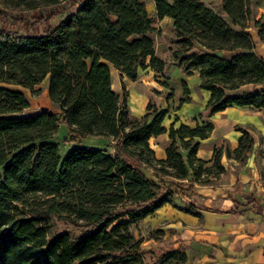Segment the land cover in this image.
<instances>
[{"label":"trees","instance_id":"16d2710c","mask_svg":"<svg viewBox=\"0 0 264 264\" xmlns=\"http://www.w3.org/2000/svg\"><path fill=\"white\" fill-rule=\"evenodd\" d=\"M150 1L156 19L171 20L179 47L172 61L184 76L198 75L211 115L264 110V58L250 33L264 44V13L257 20L254 11L264 0H221L217 9L200 0ZM62 3L69 5L61 17L47 14ZM0 7L34 15L14 18V31L0 27V264H145L132 226L172 204V188L191 194L225 174L221 158L231 153L216 150L208 165L197 150L211 125L175 120L166 128L168 110L151 103L134 118L127 92L113 90L111 68L133 82L140 71L165 75L141 0H0ZM44 81L58 114H24L29 100L7 87L34 95ZM182 89L190 94L185 82ZM60 125L65 155L54 142ZM241 133L233 159L243 165L254 141ZM162 134L164 161L149 145ZM54 221L70 229L55 232ZM163 258L186 260L183 248Z\"/></svg>","mask_w":264,"mask_h":264},{"label":"crops","instance_id":"0c3cea01","mask_svg":"<svg viewBox=\"0 0 264 264\" xmlns=\"http://www.w3.org/2000/svg\"><path fill=\"white\" fill-rule=\"evenodd\" d=\"M151 7L154 11L152 2ZM165 20L171 22L162 19ZM177 78L178 87L182 89L185 82L190 94H183L180 106L172 105V112L165 108L168 110L165 127L175 120L176 126L190 128L209 124L212 133L200 142L197 158L211 165L214 152L224 147L232 159L223 155L221 164L226 167V173L208 185H195L191 194L172 188L176 203L164 205L144 221L152 217L155 225H161L160 229H168L172 252L184 249L183 264H264V110L230 107L211 115L210 109H205L206 92L200 91L206 94L204 102L192 98L193 85L189 80L195 79L197 86L198 75L186 77L180 73L172 81ZM249 90L251 87L239 92ZM242 131L253 138L254 147L245 164L240 165L233 159V153ZM150 141L154 142L153 146ZM168 144L166 134L149 140L160 161L166 159ZM235 185L240 188L236 189Z\"/></svg>","mask_w":264,"mask_h":264},{"label":"rangeland","instance_id":"374dc122","mask_svg":"<svg viewBox=\"0 0 264 264\" xmlns=\"http://www.w3.org/2000/svg\"><path fill=\"white\" fill-rule=\"evenodd\" d=\"M144 2L146 10L149 16L154 21L155 33L152 35L156 54L157 56L167 63L165 75L161 76L155 72H150V70L140 71L139 77L136 81H130L125 77H121L119 73L111 68L112 77V88L116 93H121L122 88L127 92L128 96V106L130 115L134 118H140L146 112L147 106L151 103L159 108H167L172 112V105L180 106V100L183 97V89L178 87L179 78L172 81L174 76L182 73L172 61L171 52L178 49L179 47L172 43L174 39V32L172 28V23L168 20L162 21L155 17L154 11L151 7L150 0H141ZM206 5H209L215 9L220 6L221 0H200ZM256 1V0H252ZM68 3H62L59 7L49 11V15L54 14L61 17L64 13L61 11L68 7ZM255 18L258 20L264 13L262 7H257L254 9ZM24 16H29L33 18L32 14H21L13 11L3 10L0 7V27L8 30H16L20 28V24L14 21V18H22ZM56 22V19L52 20V23ZM250 33L256 43V52L260 56H264V44L260 43L257 39L254 29L250 30ZM148 63V62H147ZM180 73H177L179 72ZM177 73V74H176ZM184 75V74H182ZM195 79H190L189 84L193 87L192 98L198 102H204L206 100V94L200 92L194 86ZM167 85V87L164 86ZM12 90L21 91L24 93L26 98L29 100L30 107L24 114H32L39 111H49L58 114V108L50 103L46 95V81L39 85L36 90L37 93L32 95L29 91L24 90L19 87H7ZM208 98V97H207ZM183 100V99H182ZM178 109V108H177ZM67 128L64 125H60L56 131L54 142L59 143L60 152L65 155L68 151V147H64V139L67 138ZM85 143L87 141H84ZM89 142V141H88ZM101 143V140L95 139L91 140V144ZM150 145H154L153 141H150ZM238 167L235 168L237 172ZM147 175H149L147 173ZM236 189L240 188V185H235ZM171 201L176 203L174 197L172 196ZM154 218H148L146 221H140L132 226L131 232L136 239L142 240L140 246V251L142 253L145 264H176V261H170L169 263L164 261L163 255L172 253L170 249L169 242V231L168 229H160L161 225H155L153 223ZM64 224L54 221L53 230L55 232H64L69 230Z\"/></svg>","mask_w":264,"mask_h":264}]
</instances>
